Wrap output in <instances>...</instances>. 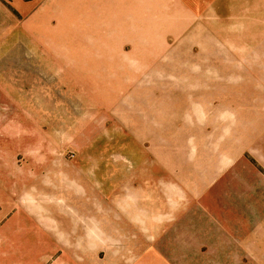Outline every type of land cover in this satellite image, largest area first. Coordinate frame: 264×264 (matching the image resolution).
<instances>
[{"label": "rangeland", "instance_id": "374dc122", "mask_svg": "<svg viewBox=\"0 0 264 264\" xmlns=\"http://www.w3.org/2000/svg\"><path fill=\"white\" fill-rule=\"evenodd\" d=\"M263 22L264 0H0V225L79 264H264L262 200L233 191Z\"/></svg>", "mask_w": 264, "mask_h": 264}, {"label": "crops", "instance_id": "0c3cea01", "mask_svg": "<svg viewBox=\"0 0 264 264\" xmlns=\"http://www.w3.org/2000/svg\"><path fill=\"white\" fill-rule=\"evenodd\" d=\"M251 39L256 43L248 42L253 49H248L244 54H251L260 44L264 48V27L262 32H255ZM260 83L262 87L259 92L264 98V75ZM259 92L253 91V97L258 98ZM248 94L250 97L249 92ZM254 102L260 103V100L256 99ZM262 102L264 103V99ZM246 151L248 159L241 163L246 168L248 180L243 183L235 178L233 191L236 193V199L242 198L239 196L242 192L246 194L248 201L262 200V209L259 208L257 213L264 216V127L248 142ZM249 214L250 212H247V215ZM59 236L62 238L60 234H52L44 227L34 225L14 223L0 225V264H79L77 256L61 254L63 242L58 239Z\"/></svg>", "mask_w": 264, "mask_h": 264}]
</instances>
